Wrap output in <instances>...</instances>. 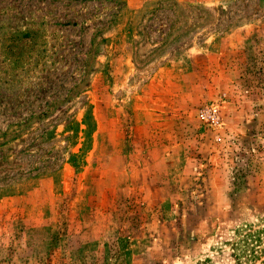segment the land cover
<instances>
[{
  "label": "rangeland",
  "instance_id": "rangeland-1",
  "mask_svg": "<svg viewBox=\"0 0 264 264\" xmlns=\"http://www.w3.org/2000/svg\"><path fill=\"white\" fill-rule=\"evenodd\" d=\"M258 230L264 0H0V264H233Z\"/></svg>",
  "mask_w": 264,
  "mask_h": 264
},
{
  "label": "trees",
  "instance_id": "trees-1",
  "mask_svg": "<svg viewBox=\"0 0 264 264\" xmlns=\"http://www.w3.org/2000/svg\"><path fill=\"white\" fill-rule=\"evenodd\" d=\"M86 106L80 121L72 119L67 123L65 128V131L69 133L68 139L72 140V146L76 144L80 145L78 151L71 153L68 159L69 164L76 172L80 171L84 165V153L91 147L92 134L96 125L91 112V105L87 104ZM261 231H257V236L255 235L256 231H248L244 236L230 243L232 256L234 257L233 264H264V258H262L264 256V249H261L258 253L253 243L254 240L256 242L260 240L259 233ZM237 234H239V231ZM122 243V239L117 240L120 252L123 251ZM196 264H214V262L208 257L198 261Z\"/></svg>",
  "mask_w": 264,
  "mask_h": 264
}]
</instances>
